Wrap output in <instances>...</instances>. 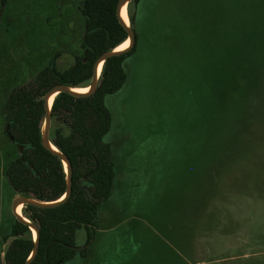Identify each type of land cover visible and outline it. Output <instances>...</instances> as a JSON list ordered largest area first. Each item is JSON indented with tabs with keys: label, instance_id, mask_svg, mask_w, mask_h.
<instances>
[{
	"label": "rangeland",
	"instance_id": "1",
	"mask_svg": "<svg viewBox=\"0 0 264 264\" xmlns=\"http://www.w3.org/2000/svg\"><path fill=\"white\" fill-rule=\"evenodd\" d=\"M82 2L10 0L5 8L0 239L14 217L15 195L5 170L17 155L3 133L4 104L11 90L32 83L53 56L63 71L81 55ZM189 26V35L170 36L169 52L155 37L128 59L124 87L105 98L111 127L104 142L117 175L112 196L98 212L90 264H264V87L245 118L234 113L206 119V67L194 66L201 49L193 40L205 28L193 31L196 19ZM56 126L51 120L49 133ZM84 240L81 229L77 246ZM64 264L86 262L77 257Z\"/></svg>",
	"mask_w": 264,
	"mask_h": 264
},
{
	"label": "trees",
	"instance_id": "2",
	"mask_svg": "<svg viewBox=\"0 0 264 264\" xmlns=\"http://www.w3.org/2000/svg\"><path fill=\"white\" fill-rule=\"evenodd\" d=\"M9 1L0 0V24ZM118 1L83 0L81 55L63 71L56 68L53 56L32 83L9 92L2 112L3 133L16 147L17 155L8 161L5 176L15 196L42 202L64 196V165L41 143L43 97L57 84L88 86L98 56L127 40L116 14ZM126 9L136 36L134 46L103 63L92 95L75 97L61 92L53 99L51 120L58 126L49 138L70 161L72 192L55 207H22V216L39 232L38 251L30 264H64L77 256L87 258L99 228V209L116 186L111 146L104 142L111 127L105 98L124 87L125 63L155 37H159L158 47L169 52L174 45L170 36L189 35L192 20L199 22L193 31L205 28L193 40L199 41L201 49L194 66L198 70L206 67V119L234 113L245 118L243 114L251 113L259 103L258 92L264 87V0H133ZM250 97L254 99L249 111ZM81 229L86 239L79 247L76 235ZM33 238L30 228L13 217L0 239V264H26L34 247Z\"/></svg>",
	"mask_w": 264,
	"mask_h": 264
},
{
	"label": "water",
	"instance_id": "3",
	"mask_svg": "<svg viewBox=\"0 0 264 264\" xmlns=\"http://www.w3.org/2000/svg\"><path fill=\"white\" fill-rule=\"evenodd\" d=\"M131 1H133V0H119L117 3V8H116L117 17L127 32V40H129V44H128L127 48H125L123 50L113 49L111 51L104 52L100 56H98V58L95 60V62L93 64V72H92L90 84L88 86H85V87H80V88H87V91L84 93L76 92L75 87L73 88V87H68L66 85L57 84V85H54L51 88H49L46 91V93L44 94V97H43L44 117H43L42 126H41V143L47 150H49L51 153L55 154L62 161V163L64 165L65 173H66V191H65L64 196L62 198H60L57 201H53V202L37 201L35 199L29 198V197L23 196V195H17L13 198V201L11 204V211H12L14 218L18 222L27 225L35 235L33 238L34 239V247L32 249V252H31L26 264H30V261L37 254L39 232H38L37 227L33 223H31L25 217H23L22 214H18L16 212L17 207L19 205H21L23 207L24 205H29V204L40 207V208L55 207V206H58L59 204H61L63 201L67 200L69 198L71 192H72V178H71L72 177V168H71L70 161L66 155L61 153L51 143L50 138H49V130H50V124H51V107L48 106V101H49L50 97H52V96L55 97L57 94H59L61 92L68 93V94L75 96V97H87V96L92 95L96 91L98 81H99V77H100V74H98L99 66L100 65L103 66V63L109 58L119 56L125 52H128L134 46L135 41H136L135 32L130 27V24L129 23L126 24L120 16L121 8L123 6L127 7L128 3ZM126 11H127V9H126ZM102 66H101V69H102ZM19 150L21 151L22 148L19 147Z\"/></svg>",
	"mask_w": 264,
	"mask_h": 264
},
{
	"label": "bare ground",
	"instance_id": "4",
	"mask_svg": "<svg viewBox=\"0 0 264 264\" xmlns=\"http://www.w3.org/2000/svg\"><path fill=\"white\" fill-rule=\"evenodd\" d=\"M126 12H127V11H126V7L123 6V7L121 8V11H120V16H121V18L123 19V21H124L126 24H128L129 21H128V17H127V13H126ZM128 44H129V40H126V41L123 42L121 45H119V46L116 48V50H123V49L127 48ZM101 66H102V65H100L99 68H98V74H100V72H101ZM75 91H76V92L84 93V92L87 91V88H77V89H75ZM53 99H54V96L50 97V99H49V101H48V106H49V107H51L52 102H53ZM20 211H21V205H19V206L17 207V209H16V212H17L18 214H22ZM33 234H34V233H33ZM34 236H35V235H34Z\"/></svg>",
	"mask_w": 264,
	"mask_h": 264
},
{
	"label": "crops",
	"instance_id": "5",
	"mask_svg": "<svg viewBox=\"0 0 264 264\" xmlns=\"http://www.w3.org/2000/svg\"><path fill=\"white\" fill-rule=\"evenodd\" d=\"M85 239H86V235H85ZM84 243H85V240H84ZM84 243H83L82 245H79V247L83 246ZM91 254H92V252H91V249H90V252H89L87 258L83 259V258L80 257V259L83 260V261H85L86 264H90V263H92V262L94 261V260H93L94 258H93V256H92ZM77 257H78V256H77ZM77 257H76V258H77ZM76 258H75V259H76Z\"/></svg>",
	"mask_w": 264,
	"mask_h": 264
}]
</instances>
